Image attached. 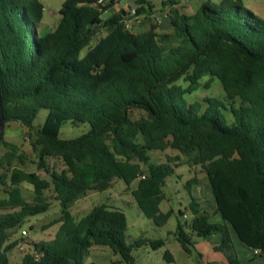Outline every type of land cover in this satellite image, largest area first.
<instances>
[{
  "label": "trees",
  "instance_id": "1",
  "mask_svg": "<svg viewBox=\"0 0 264 264\" xmlns=\"http://www.w3.org/2000/svg\"><path fill=\"white\" fill-rule=\"evenodd\" d=\"M143 3L134 15L149 10ZM109 4L63 0L55 27L38 33L41 0H0L3 127L17 122L27 129L36 167L49 175L45 179L16 166L15 159L22 163L24 157L2 132L0 185L7 197H0V264H9L13 247L6 231L48 208L43 192L49 187L61 206L59 226L52 238L29 244L18 264H85L94 245L120 255L111 264H135L132 248L163 246V239L144 236L126 242V216L117 207L98 203L78 220L69 211L74 200L110 187L117 177L126 186L138 180L130 192L143 215L156 225L166 223L173 211H161L159 203L173 168L148 163V151L161 141L204 168L222 220L212 221L201 208L191 190L198 179H188L184 188L191 219H177L174 230L182 249L190 254L194 237L209 240L217 234L220 241L213 248L225 254L227 264H237L230 228L242 243L264 254V18L240 0L206 1L191 15L172 16L169 33H158L151 24L134 34L122 12L101 18ZM214 78L226 99L243 102L229 107V121L222 100L186 99ZM40 108L47 114L34 126ZM136 110L142 113L133 118ZM65 121L87 123L88 130L61 138ZM48 157L63 168L49 167ZM141 163H148L145 172ZM21 182L32 185L33 203L23 197ZM163 256L176 264L168 249Z\"/></svg>",
  "mask_w": 264,
  "mask_h": 264
},
{
  "label": "rangeland",
  "instance_id": "2",
  "mask_svg": "<svg viewBox=\"0 0 264 264\" xmlns=\"http://www.w3.org/2000/svg\"><path fill=\"white\" fill-rule=\"evenodd\" d=\"M41 1L44 6V12L38 29L39 32L45 33L47 31L46 28L51 23L58 22L60 18L58 9L63 0ZM206 79L207 78H203L202 82ZM204 97H215L222 100L227 107L225 114L228 117V121L231 120V114L228 110L229 107H236L243 103L242 100L238 98L232 101L226 99L217 78L212 80L209 87L202 86L186 95L188 101L203 100ZM141 113L142 111L136 110L132 113V117H138ZM46 114L47 110L40 108L34 119V126L41 125ZM87 130V123L78 122L72 124L69 121H65L60 128L59 136L61 138H73ZM3 131L4 139L15 143L18 146L17 154H21L24 157L22 163L16 158L14 164L25 171H35L42 178L49 179V175L43 169H37L36 167L38 156L37 152L32 149L31 138L27 134V129L17 122H9L3 127ZM4 150V146L0 144V155L3 154ZM148 155V163H166L173 168V172L166 177L165 185L162 187L163 199L159 203L161 211H166L168 209H172L173 211L166 223L160 226L156 225L151 219L143 215L130 192L131 189L136 187L138 180H134L130 186H126L125 182L117 177L113 179L110 187L101 191L89 190L84 195L74 200L69 207V211L73 218L78 220L94 205L105 203L109 206L117 207L124 212L127 220L125 231L126 242H133L140 236L150 239L161 238L164 240V245L157 249H152L149 245L132 248L131 254L135 260V264H168L163 256L166 249L172 253L176 264H207L208 262H218L215 259L209 258L210 255L201 248V243H198V247L194 245L195 247L190 254L186 253L174 236L176 220L180 219L181 221L189 222L191 219L190 210L188 208L190 197L184 188L185 182L191 177H196L198 179V182L191 186L193 196L200 203V206L206 208L211 216L214 214L213 196L207 182L204 168L199 165H191L188 163L185 155L169 147L165 141H161L158 149L149 150ZM46 162L49 167L54 166L57 170L63 168L62 162L58 159L48 157ZM148 163H141L142 172L147 170ZM20 188L25 200L33 203L35 193L32 185L27 182H21ZM0 197H7L1 185ZM43 199L49 203L45 211L26 217L22 222L16 225V227L6 231L7 242L13 244L12 249L7 253L9 264H18L23 254L30 249L31 246L29 244L32 242L47 240L54 236L59 226V223H55V221L61 215V206L51 187L44 190ZM7 211H11V209ZM180 211H183L184 215H181ZM23 230L27 233L23 234ZM97 248H103L105 250L99 254L98 258L93 255L94 249ZM211 252H213V250H211ZM120 258V255L114 254L108 246L94 245V248L90 249L85 261L86 264H106L107 261H119ZM94 259L96 261L95 263ZM117 264L125 263L120 262Z\"/></svg>",
  "mask_w": 264,
  "mask_h": 264
},
{
  "label": "crops",
  "instance_id": "3",
  "mask_svg": "<svg viewBox=\"0 0 264 264\" xmlns=\"http://www.w3.org/2000/svg\"><path fill=\"white\" fill-rule=\"evenodd\" d=\"M206 1L217 2L218 0H144V5L148 7V11L141 12L133 16L131 24L126 25L127 29L134 33H142L147 31L151 24L155 25V30L158 33H169L172 30L171 17L176 14L191 15L195 12L197 7ZM243 5L251 9L254 13L264 18V0H240ZM109 6L102 12L101 18H108L114 13L122 12V15L127 18L130 16V11L140 5L143 0H108ZM41 24V23H40ZM57 23H51L46 30H52ZM39 28V27H38ZM46 31V32H47ZM39 32V29H38ZM43 32V31H42ZM41 33V32H39ZM206 210V208L202 207ZM215 209V206H214ZM214 222H221V217L215 212L211 216ZM230 236L232 239V255L238 259L237 264H264V254L254 250L244 243H242L233 230L229 228ZM195 244L201 243V248L205 250L211 259L217 260L218 264H227L228 260L225 254L221 251L215 250L214 245L220 241L219 235H213L209 240L202 238H195ZM195 247V246H194ZM94 246L91 247V249ZM94 256L98 258L99 254L104 252L103 248L94 249ZM213 250V252H211ZM222 254H221V253ZM224 254V255H223ZM94 259V263H95ZM86 264V261H85ZM96 264V263H95ZM106 264H111L107 261Z\"/></svg>",
  "mask_w": 264,
  "mask_h": 264
},
{
  "label": "built area",
  "instance_id": "4",
  "mask_svg": "<svg viewBox=\"0 0 264 264\" xmlns=\"http://www.w3.org/2000/svg\"><path fill=\"white\" fill-rule=\"evenodd\" d=\"M99 2L102 1V0H98ZM130 16H128L126 19H125V25H129L131 24V22L133 21V16H134V10H131L130 11ZM23 234H26L27 232L25 230L22 231Z\"/></svg>",
  "mask_w": 264,
  "mask_h": 264
},
{
  "label": "water",
  "instance_id": "5",
  "mask_svg": "<svg viewBox=\"0 0 264 264\" xmlns=\"http://www.w3.org/2000/svg\"><path fill=\"white\" fill-rule=\"evenodd\" d=\"M3 126H4V117H3L1 98H0V138L3 132Z\"/></svg>",
  "mask_w": 264,
  "mask_h": 264
}]
</instances>
